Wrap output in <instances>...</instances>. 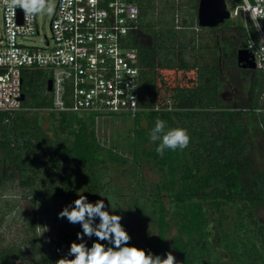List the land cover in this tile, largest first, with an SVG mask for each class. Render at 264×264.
<instances>
[{"label": "trees", "instance_id": "16d2710c", "mask_svg": "<svg viewBox=\"0 0 264 264\" xmlns=\"http://www.w3.org/2000/svg\"><path fill=\"white\" fill-rule=\"evenodd\" d=\"M130 1L137 5L139 11L138 29L129 34V44L138 49L143 105L146 107L132 119H138L142 115L153 121L159 118L166 121L170 129L186 128L191 137L188 147L183 150H166L164 155L160 156L156 152L160 143L157 141L154 150L144 152L145 156L154 159L161 169L168 168L169 185H174L176 170L179 168L182 172L178 178L180 187L169 194L171 199L181 203L184 209L179 213V230L187 240L179 236L172 242L180 261L183 264H226L217 262L221 260L220 247L236 262L264 264V215L262 218L258 214L261 207L264 212V177L262 171L253 166L249 140L254 131L264 139V112L257 111L264 108V103L259 99L264 92V75L239 67V70L248 73V97L245 104L235 102L230 106L220 97L221 66L214 64L198 67L187 62L175 51L176 46L183 45L176 29L193 26L194 22L172 26L174 16L171 13L175 8L169 3L161 5L167 14L157 18L154 23L153 12L157 8L155 0ZM154 27L158 28L154 30ZM235 30L239 36V39L238 36L236 38L240 42L238 47H243L245 29L241 24H237ZM143 36H146L147 40H144ZM230 47L229 50L225 49V56L235 57L237 47ZM165 71H172V78ZM192 72L194 74H190ZM32 73H35L37 80L39 79L44 87L50 77L48 74L45 80V71L42 69L23 73V100L26 99V94L31 92L34 79ZM146 92L152 94L151 102L144 99ZM158 98L162 101L158 102ZM167 100L171 103L170 110L154 109L155 105H162ZM241 101L243 102V99L240 98L239 102ZM49 105L47 96H44L38 105L22 104V108H46ZM88 116L90 124L77 119L79 126L76 129L71 128L70 131L74 137L72 144L66 146L59 142L56 145L47 138L36 117L28 118L24 110L13 113L0 112V197L7 196V188L14 181L23 190H28L31 209L27 217L29 227L26 234H30V239L25 238L21 245L30 248L33 256L31 264H57L60 259L67 257L72 242H83L77 239V233L82 232L81 225L71 224L67 218L55 231L50 225L45 234L43 231L37 232L39 215L43 214L36 203L38 198L45 197L56 202L67 200L69 205L79 196H87L91 203L103 199L107 206L105 210L110 214L124 213L117 196L107 192L108 185L104 178L109 173V165L96 138L93 127L95 114ZM60 120L62 128H67V113H60ZM137 133L142 134L143 129L140 127ZM38 152L43 155V159L39 158ZM109 152V160L115 161L114 153L112 150ZM162 188L169 187L157 185L148 191L140 188L134 190L128 202L138 205L139 198L161 200ZM108 199L111 200L115 211L112 210ZM207 202H211L216 208L228 202L235 205L236 230L258 237L259 246L251 241V238L233 240L227 244L224 234L221 236L219 247L214 246L210 239L213 234L209 228L212 218L204 206ZM12 208L13 206H10L9 209ZM159 211L158 241L149 247L135 243L129 218L127 215L121 216V223L131 236L128 246L166 256L167 251L161 252V242L165 235L162 206ZM214 221L220 230V221ZM96 223H99V218ZM84 241L91 247L97 238L85 236ZM101 243L107 245L108 242ZM23 253L19 246L13 244L0 250V262L14 264L13 259L23 257Z\"/></svg>", "mask_w": 264, "mask_h": 264}, {"label": "rangeland", "instance_id": "374dc122", "mask_svg": "<svg viewBox=\"0 0 264 264\" xmlns=\"http://www.w3.org/2000/svg\"><path fill=\"white\" fill-rule=\"evenodd\" d=\"M169 3L175 8L171 13L174 16L172 26H182L191 21L194 22L193 26H183L182 29H176V34L179 38L181 37L183 45L181 47L176 46L175 51L182 58H185L187 62L196 64L198 67L201 65L213 66L214 64H219L222 69L220 76L222 82L220 97L230 106L235 102L245 104L248 97V73L238 69L236 56L230 55L224 58L220 56L221 52H219L222 37L231 40L233 47L238 46L236 39L238 33L235 30V26L240 24L238 20L228 19L224 24L214 28L200 27L196 23L197 0H155L157 8L153 12L154 23L157 21V18L167 14V11L161 5ZM54 5L55 0H49L48 3H45L46 10L37 12L39 35L25 40V43L40 45L44 41V34L49 36L48 23L52 16ZM48 6H51V12L47 11ZM196 26L199 30L195 29ZM157 28L154 27V30ZM143 37L144 40H147L146 36ZM250 70L254 73L262 74L256 69ZM43 71H45L43 74L46 80L48 72L46 70ZM159 72L161 73L162 70ZM165 72L172 78V71ZM35 76L31 83V92L26 94V99L22 100V104L36 106L44 96H47L50 104V93L46 92L44 86H41V81L37 80V76L35 80ZM240 98L243 99V102H239ZM144 99L147 102H151L153 100L152 94L146 92ZM159 100L162 101L158 98V102ZM32 106L23 107L20 110H24L28 118L36 117L47 138L56 145L57 142L63 143L66 146L72 144L74 137L70 131L72 130L71 128L76 129L79 126L77 119L90 124L88 115L91 113H67L69 125L63 129L60 114L50 112L44 107ZM155 122L145 117V115L140 116L138 119H132L131 116L123 113H99L94 116L93 127L96 138L103 148L102 152L109 165V173L104 178L108 185L107 192L112 196H117L121 209L124 211L120 216L127 215L129 218L135 243L147 247L157 243L159 208L162 206L165 235L164 240L161 242V252L172 251L173 255L180 261L178 252L172 242L179 236L187 240V237L181 235L179 230V213L184 209L183 205L173 201L169 194L180 187L178 178L182 172L179 168L176 170L175 182L171 186L169 185L170 174L168 168L161 169L154 159L145 156L144 152L154 150L157 144V141L153 142L150 139V132L154 128ZM140 127L143 129L142 134L137 133ZM166 129H170L167 123ZM249 140L253 166L261 170L264 177V139L258 132L254 131ZM110 150L114 153L115 161L109 160L108 155L110 154ZM37 154L39 158H44L40 152ZM157 185L169 187L168 189H161L163 194L161 200L139 198L138 205L128 202L134 190L140 188L148 191ZM5 194L7 196L2 195L0 197V250L15 244L22 249L24 255L21 258L15 257L13 259L14 264H31L33 263V256L31 255L30 248L26 245H21L22 240L25 238L30 239V234L27 235L26 231L29 227L27 217L31 209V197L27 195L28 190H23L18 186L16 181L10 183ZM36 203L43 213L39 215L40 221L37 224V232L41 233L43 231L45 234L50 225L53 226V230L55 231L64 224L65 218H58V214L67 206V200L56 202L41 197L37 199ZM10 206H13V208L9 209ZM204 206L208 209V215L212 218L209 228L214 235L210 236L214 246L219 247L223 234L226 236L227 244H230L233 240L238 241L251 238L250 240L259 246L260 239L258 237H252V233L244 234L236 230L234 225L236 221L235 205L228 202L222 203L216 208L211 202H207L204 203ZM258 214L263 218L264 212L262 207ZM214 220L220 221V230L215 226ZM219 250L221 260L217 262L244 264L233 260L231 255L220 247ZM0 264L10 263L0 262Z\"/></svg>", "mask_w": 264, "mask_h": 264}, {"label": "built area", "instance_id": "2783aa9c", "mask_svg": "<svg viewBox=\"0 0 264 264\" xmlns=\"http://www.w3.org/2000/svg\"><path fill=\"white\" fill-rule=\"evenodd\" d=\"M224 2L229 19L245 29L243 48L252 55L254 69L264 75V0ZM138 14L130 0H55L49 36L36 45L25 40L39 35L37 13L0 0V112L22 109V76L35 69L50 75V112L134 117L146 109L138 49L129 44ZM259 99L264 103V92ZM154 109L170 110L171 103Z\"/></svg>", "mask_w": 264, "mask_h": 264}, {"label": "clouds", "instance_id": "9594fccd", "mask_svg": "<svg viewBox=\"0 0 264 264\" xmlns=\"http://www.w3.org/2000/svg\"><path fill=\"white\" fill-rule=\"evenodd\" d=\"M29 13L45 11V0H12ZM51 12V6L47 7ZM150 139L160 141L156 152L163 156L166 150H183L188 147L191 137L186 128L175 127L166 131V121L157 118L154 128L150 132ZM111 208L114 206L110 199ZM103 199L91 203L87 196L78 199L64 207L58 218H67L71 224H80L82 232L77 233L81 243L72 242L67 257L60 259L57 264H183L178 261L172 251L165 256L156 255L144 249L128 246L131 236L122 225L120 215L110 214ZM99 218V223H96ZM95 236L97 241L91 247L87 246L84 237ZM107 241V245L101 243ZM111 245V246H109Z\"/></svg>", "mask_w": 264, "mask_h": 264}, {"label": "water", "instance_id": "95a60500", "mask_svg": "<svg viewBox=\"0 0 264 264\" xmlns=\"http://www.w3.org/2000/svg\"><path fill=\"white\" fill-rule=\"evenodd\" d=\"M196 23L200 27L214 28L225 23L229 19V12L226 9L224 0H197ZM236 62L244 69H254L253 57L243 47L236 49ZM46 90H51V79L46 81ZM21 100L24 94H21Z\"/></svg>", "mask_w": 264, "mask_h": 264}, {"label": "flooded vegetation", "instance_id": "af4514ba", "mask_svg": "<svg viewBox=\"0 0 264 264\" xmlns=\"http://www.w3.org/2000/svg\"><path fill=\"white\" fill-rule=\"evenodd\" d=\"M197 3H198V1H197ZM238 39H239V36H238ZM221 45H220V49H219V52H221V54H220V56H223L224 58H225V53H224V51H225V49H231V45H233L232 44V42H231V40H229L228 38H226V37H222V40H221ZM236 43V42H235ZM237 43H238V45L240 44V42H239V40L237 41ZM237 48H239L238 46H237ZM236 48V49H237ZM236 64H237V62H236ZM237 66H238V64H237ZM238 67H240V66H238ZM241 68V67H240ZM244 69V68H243Z\"/></svg>", "mask_w": 264, "mask_h": 264}]
</instances>
